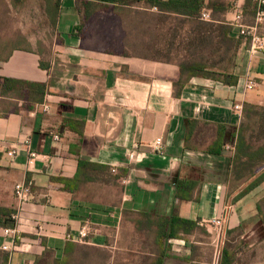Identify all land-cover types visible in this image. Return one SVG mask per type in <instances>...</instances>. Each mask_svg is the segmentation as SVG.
<instances>
[{
  "label": "crops",
  "instance_id": "obj_1",
  "mask_svg": "<svg viewBox=\"0 0 264 264\" xmlns=\"http://www.w3.org/2000/svg\"><path fill=\"white\" fill-rule=\"evenodd\" d=\"M214 1L230 10L213 15L209 9L212 28L195 30L176 19V37L165 45L152 42L143 23L144 17L156 16L155 9L97 7L86 21L82 0H37L33 13L39 17L30 16L15 37L0 36V75L47 86L42 103L0 102V206L18 212L22 239L7 252L9 264H56L66 258L68 243L77 245L73 258L83 261L82 254H91L85 264H144L152 247L137 232L133 213L188 219L202 227L186 240H168L171 256L164 264H228L226 252L230 264H264V224L256 209L264 183L240 199L252 180L231 188L243 120L233 108L264 107V50L252 52L241 44L231 69L239 77L237 86L194 76L181 96L175 95L180 63L214 65L207 37L220 21L240 12L246 25H254V17L245 13L247 0L207 3ZM134 17L141 19L137 28L130 24ZM38 23L53 32L50 44L38 38ZM152 29L163 32L161 26ZM152 44L168 57L152 56ZM249 80L257 83L250 91ZM28 105L31 110L24 108ZM190 120L199 125L187 138ZM220 125L226 127L225 148L212 154L208 150L218 141ZM26 138L39 154L31 167ZM157 139L163 142L160 152L152 147ZM79 160L109 166L116 174H108L107 183L90 181L71 192L58 179H74ZM184 179L198 182L191 200L177 198ZM21 182L32 191L23 206L15 196ZM227 212V232L217 246L205 223ZM84 227L89 229L85 243L68 240ZM5 230L0 228V252L11 239Z\"/></svg>",
  "mask_w": 264,
  "mask_h": 264
},
{
  "label": "trees",
  "instance_id": "obj_2",
  "mask_svg": "<svg viewBox=\"0 0 264 264\" xmlns=\"http://www.w3.org/2000/svg\"><path fill=\"white\" fill-rule=\"evenodd\" d=\"M59 5L60 3H58V7ZM82 5L85 10L86 21L89 20L92 12L97 7L108 8L113 6L119 8L145 6L149 10L155 9L157 11L155 17L167 20L174 17V20L178 19L181 22H188L195 25V30H202L205 25L212 28L214 24L213 19L212 21L202 19L205 11L211 9L213 15H215L216 12L226 13L230 10V5L223 1L207 3V0H82ZM256 8L257 0L246 1L245 13L248 12L249 15L254 17V23ZM83 29H85L84 24L80 31H83ZM234 30V27L227 20H222L211 32V35L207 37V40H211V44L213 45V66L207 65L204 62L194 61L179 64L181 71L180 79L174 83L178 89V92L175 94L176 96H181L180 92L194 76L212 79L227 86L238 85L239 77L231 72L233 57L243 42L247 46H250V41L246 40L242 35L238 37V33L236 34ZM217 38L219 40L215 44ZM221 50L222 55L220 54ZM216 67H220V69H215ZM46 92L47 86L45 84L31 83L2 77L0 75V100L18 99L30 103H42ZM24 108L31 110L32 106L28 105ZM81 124L83 125V123ZM198 125V121H189L187 138H189ZM225 131L226 127L220 125L218 141L208 150L209 153H222L225 148ZM78 167L79 171L74 179H58L59 182L65 184V189L71 192H74L82 183L90 181L107 183L109 182L107 175L116 174L109 166L83 160H79ZM262 168L263 171L259 173L258 170ZM116 176L120 177L121 175L117 173ZM231 178L232 190L239 187L240 184L252 180L248 187L243 189L238 195L237 199L248 195L264 183V107L251 104L244 105L243 120L236 134ZM196 185H198V182L195 180L184 179L181 181L178 186L177 198L191 200ZM256 209L260 221L264 224V197L257 202ZM15 214V210L0 206V228H16L17 223L13 218ZM133 214V223L137 232L152 247V256L144 257V264H164L165 259L171 256V245H168V240H186L194 232L203 231L197 221L178 217H164L149 213ZM76 247L77 245L68 243L65 251L66 258L64 259L63 256L62 259H58L56 264H72L74 262H80L81 264L87 263L91 257L90 253L82 254V258H86L83 261L73 258ZM225 257L224 262L230 264L231 257H227V252L225 253ZM9 260L10 255L7 252H0V264H9Z\"/></svg>",
  "mask_w": 264,
  "mask_h": 264
},
{
  "label": "built area",
  "instance_id": "obj_3",
  "mask_svg": "<svg viewBox=\"0 0 264 264\" xmlns=\"http://www.w3.org/2000/svg\"><path fill=\"white\" fill-rule=\"evenodd\" d=\"M202 19L205 21H210L211 16L208 11H205L202 15ZM229 24L239 29L240 34L246 38V40L250 41V49L252 52H257L264 50V34L260 32L262 26L264 25V0H257V8H256V16L255 23L252 26H248L243 21V14L240 12H236L234 16L228 21ZM257 86V83L253 80H249L246 89L253 90ZM243 105L236 104L233 108L234 114L239 115L240 118L243 116ZM45 110H48L45 107ZM24 144L28 149L29 153V165L30 167L33 165L35 160L39 157V154L36 151L30 150L31 141L29 138L24 140ZM153 149L157 152L163 150V142L162 139H157L152 146ZM17 148L12 149L8 152V155L11 158H14L17 154ZM113 172H116V169H113ZM15 196L20 203V206L28 204L32 199V191L31 186L28 183H18L15 186ZM13 218L18 220V212L13 216ZM228 212L224 213L221 217L207 221L205 223L206 226L211 227L212 234L215 237L216 245H221L222 241L227 232V223H228ZM6 236H10L11 239L2 247V250L11 253L15 250L17 243L21 241L20 232L17 230V226L14 229H6ZM89 229L88 227H84L79 231L78 236H68V240L75 243H85V239L88 237Z\"/></svg>",
  "mask_w": 264,
  "mask_h": 264
},
{
  "label": "rangeland",
  "instance_id": "obj_4",
  "mask_svg": "<svg viewBox=\"0 0 264 264\" xmlns=\"http://www.w3.org/2000/svg\"><path fill=\"white\" fill-rule=\"evenodd\" d=\"M16 4L18 6H16ZM37 9V0H0V36L6 38L15 37L16 34L24 31L29 24V17H39L35 12ZM138 20V21H137ZM141 20V19H140ZM138 18H133L130 23L133 28H137L140 24ZM145 20V21H144ZM143 23L149 25L150 39L156 44L157 41H161L164 45L166 43L171 44L174 37L172 27L174 26V19L169 20L159 18L155 16L144 17ZM161 26L162 33H157L153 27ZM37 35L41 41H44L47 45L51 43V39L54 37L53 32L48 25L37 24ZM152 47V49H151ZM150 54L158 57H168L166 54L158 53L154 44L150 46ZM172 51L170 52V54ZM3 100H0L2 102ZM86 259L85 257H83ZM133 260H135L133 258Z\"/></svg>",
  "mask_w": 264,
  "mask_h": 264
}]
</instances>
